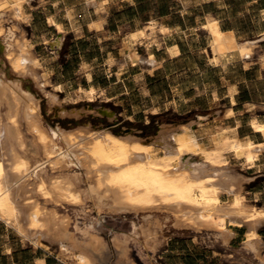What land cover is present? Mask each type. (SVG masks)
<instances>
[{
    "label": "bare ground",
    "instance_id": "1",
    "mask_svg": "<svg viewBox=\"0 0 264 264\" xmlns=\"http://www.w3.org/2000/svg\"><path fill=\"white\" fill-rule=\"evenodd\" d=\"M28 2L30 0H0V36L7 38L6 42L1 43V49L13 71L19 75H32L41 86L47 80L44 82L41 80L42 75L36 73L39 55L30 47L31 41L27 36L16 35L13 28L16 25L6 28L4 24V14L9 13L18 18L25 16L24 8ZM88 3L96 5L95 0H88ZM93 26L101 28L102 21L94 22ZM217 26L218 20L215 18L206 24L212 49L222 59L236 53L243 57L253 53V41H238L233 32H222ZM58 27L62 31V25ZM149 27L153 33L157 30L160 33L169 31V28L159 25L155 20L149 23ZM146 36L144 30L133 34L134 39ZM62 41L59 33L56 38L46 42L58 51ZM173 53H178L177 48ZM130 57L145 58L136 52ZM146 60L154 63L152 55ZM79 90L85 92L91 100L95 96L93 89ZM38 100L30 89L21 86V79L8 81L0 71V221L30 240L34 246L48 249V244H44L42 238L57 243L60 259L67 264H110L111 261L107 242L94 231L91 223L83 227L76 224L75 227L81 230V236H77L69 228L70 216L42 205L37 198L28 194L31 191L46 200L72 205L83 204L88 196L100 209L108 207L115 213L168 208L174 211L179 224L197 229H214L216 235L226 243L234 235L231 226L247 225L249 230L244 246L259 256L264 264L261 238L255 231L264 219V212L247 203L241 185L244 177L232 171L230 161L224 154L226 151L232 152L236 157H243L246 163L253 164L258 158V146L252 140L227 135V130L219 128L212 136L215 147L208 148L202 145L194 133L193 123H180L170 130L168 128L171 125H163L158 135L148 142L92 128H87L89 131L86 134L83 130L77 134L62 128L54 129L50 134L40 124ZM103 112L112 115L110 111ZM199 119L201 121L202 117ZM23 121L33 135V144L30 143L33 150H42L44 154L45 160L42 163L32 161L33 150L28 148L21 130ZM252 125L264 135V123L254 120ZM58 138L65 142L66 151L58 146ZM156 145L161 146L163 154L153 155ZM197 155H201V158L197 159ZM71 164H86L89 179L86 178L90 180L86 190L79 186L82 176L76 173L52 178L50 181L43 176L47 166L54 170ZM225 193L233 198L227 202L222 201L221 196ZM133 230L143 233L146 241L154 247L157 245L156 232L150 227H141L139 230L135 225ZM128 243L129 239L125 235L114 237L113 244L119 254L114 264H124L128 259Z\"/></svg>",
    "mask_w": 264,
    "mask_h": 264
},
{
    "label": "crops",
    "instance_id": "2",
    "mask_svg": "<svg viewBox=\"0 0 264 264\" xmlns=\"http://www.w3.org/2000/svg\"><path fill=\"white\" fill-rule=\"evenodd\" d=\"M95 1L93 6L88 0H78L72 5L65 4V0H46V4L54 9L56 18L50 26L56 36L61 33L62 40L67 36L77 40L93 37L101 45L116 44L113 48L118 51L107 52L100 62L110 84L94 86L95 93L104 90L110 95L108 100L122 101L138 91L154 102L153 107L159 105L163 110L172 109L180 114L194 113V133L208 148L215 147L212 136L219 128L227 130V135L252 140L258 146V158L253 164L246 163L243 157H236L232 152L224 154L232 171L244 177L242 192L254 194L257 198L264 196V135L252 125L254 120L264 123V36L250 40L255 43L251 55L243 57L236 53L222 59L213 51L206 28L209 20L215 18L218 30L233 32L238 41H244L246 38L240 36L241 32H253L256 25L264 22V0H172L167 11L152 8L145 18L140 17L139 10L144 4L150 6L152 0ZM114 7L122 17L116 24L112 23ZM98 20L102 21L101 28L93 26ZM153 20L169 31L151 32L149 23ZM246 22L250 23L248 28H245ZM140 30H144L147 36L134 39L133 34ZM175 48L178 53H173ZM134 52L145 58L132 59L130 55ZM150 55L154 63L146 60ZM84 63L90 65V62ZM95 74L93 69L86 67L83 78L90 84L95 82ZM148 77L155 85L148 83ZM158 84L164 85L166 90L157 92L154 86ZM150 111L154 113L152 109ZM198 156L201 155L196 158ZM256 208L264 212V206ZM234 227H230L234 235L228 243L222 239L216 243L222 251L215 252L224 251L223 264H246V258L251 259L248 264H263L259 256L244 246L249 227ZM255 231L261 238L260 249L264 257V219ZM22 238L30 245L22 239L11 242L9 235L0 237V241H4L0 243V264H67L59 255L41 246L34 247L30 240ZM236 241L242 244L234 246ZM226 251L231 252L225 254Z\"/></svg>",
    "mask_w": 264,
    "mask_h": 264
},
{
    "label": "rangeland",
    "instance_id": "3",
    "mask_svg": "<svg viewBox=\"0 0 264 264\" xmlns=\"http://www.w3.org/2000/svg\"><path fill=\"white\" fill-rule=\"evenodd\" d=\"M171 1L172 0H167V3ZM77 2L78 0H65V4L67 5L76 4ZM165 2L164 0H152L151 7L148 4H144L139 10L140 17L145 18L152 8H156L157 11H160ZM46 3V0H30V2L25 4V16L22 17L23 19L7 13L4 14V24L6 28H11L13 25H16L13 27L16 35L18 37H22L23 35L25 37L27 36L29 41H31L29 43L30 47L37 56L39 55V67L36 65V68H38L36 69V73L40 76L42 75L41 77L43 79L41 80H44V82L47 80V85H45V82L41 87L39 81L35 80L32 75H19V73L11 69L8 60L5 58V52L1 49V43L7 41L4 35L0 36V71L3 74V78L8 81L12 82L21 79V86L24 89H30L35 97L39 99L38 110L40 124L45 127L50 134L54 132V129L58 128L74 131L77 134L83 130L82 132L86 134L87 130L92 128L96 131H101V129L102 131L109 130L116 135L133 136L148 142L152 140L151 138L158 135L163 125H171L168 128L170 130L180 123H193L195 120L194 113L180 114L172 109L163 110L159 108V105L153 107L154 102H150L149 98H144L138 91L132 92L125 100L119 101L120 99H118L111 101L108 100L110 95H106L104 90H102L99 94L96 92L93 97L94 99L92 98L91 100L88 95L80 91L79 88L93 89L94 86L104 87L110 84V81L105 78L104 69L103 66H100V62L103 61L105 58L104 54L106 55L107 52L114 50L118 51V49L113 48L116 44L113 42L111 44L103 43V45H101L98 43V40L93 37H90L88 40H77L74 37L67 36V38L62 41L60 49H57L58 51L52 49L51 45L46 41L56 38L59 34L56 36L54 28L50 26V24L54 23L53 21L56 20V18L53 15L54 9ZM117 9V7H114L111 11L113 24L118 23L122 18L120 16L121 13L116 12ZM246 23L245 28H248L247 25L250 23ZM240 36L246 38V40H259L264 36V22H261L260 25H256L253 32L244 31L240 33ZM84 62H90V65L86 66ZM86 67L96 72L95 82L89 84L85 78H83ZM88 74L89 72H87L89 78L90 75ZM149 78L150 77L147 78L148 83L155 85V82L152 81L151 83ZM154 89L157 92H164L166 87L158 84L154 86ZM53 99L57 100H55L56 103ZM86 109L87 111L85 112ZM151 109L154 113L150 111ZM103 110L112 112V115L103 112ZM4 111H6V108H4ZM59 111L61 113H59ZM77 112L80 114L78 115ZM157 115H163V117L154 118V116ZM150 122H152L151 126L146 128V125ZM21 125V130L23 131L28 148L33 150V135L24 121ZM31 142L32 144H30ZM56 142L63 151L67 150V146L62 139L58 138ZM161 149V146L156 145L153 155L163 154L164 151ZM38 151L35 152L33 150L31 154L33 156L32 161L42 163L45 160L44 154L42 150ZM34 154H36V156ZM200 158L201 156H198L197 159ZM86 172V164H71L68 167H59L54 170L47 166L43 171V176L50 181L52 178L62 177L67 174L75 175L76 173L79 174L80 177L82 176L79 186L82 190H86L90 181L88 180V173ZM28 194L37 198L39 202L47 208L55 209L60 214H67L70 216L71 224L69 228L79 237L81 236V230L77 229L75 226L78 225L83 227L87 223H91L94 227V231L100 234L109 246L110 264H114L119 257L117 249H115L116 247L113 244L114 237L118 235H125L129 239L128 244L130 250H128L127 262L125 261L124 264L224 263L222 261V254L224 251L219 254L215 252V250L222 251L221 247L216 244L222 237L216 235L214 229L207 227L197 229L190 225L179 224L174 215V211L171 209L161 207L139 212L115 213L113 210V212H111V209L108 207H102L100 209L95 201L90 197L88 198V196L85 197L86 199L83 204L72 205L46 200L35 191H31ZM244 194L247 203L254 204L255 207L264 206V196L257 198L251 193L248 194L244 192ZM232 198L233 197L227 193L221 196L224 202L230 201ZM135 225L139 230L141 227H150L151 230H154L157 233L154 232L157 245L154 247L153 244L146 241L143 233L141 234L140 232L134 231L133 228ZM231 227L235 229L234 226ZM8 235L10 236L11 242L16 243L18 239H22L27 245H30L28 241H25L22 236L20 237L18 235L17 231L0 221V237H7ZM41 241L44 244H48L49 251L55 255L61 256L57 243H51V241L46 238H42ZM1 242L4 241H0V243ZM239 244H242V242L236 241L234 246H239ZM41 247L43 248V246ZM227 252L231 251H226L225 254ZM249 260L251 259L246 258L244 262L248 264L247 261Z\"/></svg>",
    "mask_w": 264,
    "mask_h": 264
},
{
    "label": "trees",
    "instance_id": "4",
    "mask_svg": "<svg viewBox=\"0 0 264 264\" xmlns=\"http://www.w3.org/2000/svg\"><path fill=\"white\" fill-rule=\"evenodd\" d=\"M164 1H166V2L162 5V7H161V9H160V12H165V11H167L168 8H169V5H168V3H167V0H164ZM162 117H163V115H157V116H154V118H162ZM152 122H153V121H152ZM152 122H150L148 125H146V128H147V127H150L151 124H152Z\"/></svg>",
    "mask_w": 264,
    "mask_h": 264
}]
</instances>
